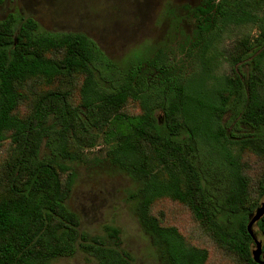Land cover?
Segmentation results:
<instances>
[{
	"label": "trees",
	"instance_id": "trees-1",
	"mask_svg": "<svg viewBox=\"0 0 264 264\" xmlns=\"http://www.w3.org/2000/svg\"><path fill=\"white\" fill-rule=\"evenodd\" d=\"M202 4L195 9L198 42L206 43L199 57L211 63L225 55L232 69L210 100L195 96L197 78L175 76L160 56L122 69L84 33L45 31L18 12L0 18V146L10 141L0 164V264H51L79 250L100 264H133L119 246L83 234L67 205L71 164L98 144L138 184L130 196L135 214L164 264H208L209 256L161 224L153 209L163 199L190 209L222 250L257 264L248 224L264 197V173L253 200L243 158L249 152L264 160V0ZM231 25H254L258 34L216 55ZM130 101L139 102L140 115L125 112ZM243 126L251 132L240 133ZM257 227L264 250V217Z\"/></svg>",
	"mask_w": 264,
	"mask_h": 264
},
{
	"label": "rangeland",
	"instance_id": "rangeland-1",
	"mask_svg": "<svg viewBox=\"0 0 264 264\" xmlns=\"http://www.w3.org/2000/svg\"><path fill=\"white\" fill-rule=\"evenodd\" d=\"M203 1L7 0L0 9V18L18 12L34 18L45 31L84 33L93 38L122 69L128 68L137 59L149 60L155 55L160 56L170 63V72L175 76L197 78L199 88L195 96L210 100L213 92L217 91L220 79L229 76L232 69L225 61V55L220 56L219 62L211 63L208 62L209 56L202 61L199 57L206 43L198 42L195 9L202 6ZM257 34L254 25L228 26L219 35L222 41L214 45L217 46L215 54H225L246 37L255 38ZM207 44L210 50L214 49L212 42L208 40ZM144 68L157 76L158 72L148 61L144 63ZM243 71L248 73L250 66L243 67ZM74 100L80 103V88L74 92ZM21 112L27 113L28 105L22 106ZM125 112L140 115L142 109L139 102L130 101ZM156 115L162 122V112ZM228 117H225V122ZM248 132L251 130L243 126L240 133ZM9 144L8 140L0 146V164L7 158ZM107 148L98 144L86 150L84 161L71 164L75 181L67 205L80 217L81 232L89 239L97 237L109 246H119L129 254L133 264H164L160 248L153 244V239L143 230L135 214V202L130 196L138 189V184L109 159ZM237 148L235 144L231 146L234 153L238 152ZM243 161L252 184V199L257 200L264 160L247 152ZM68 174L63 176V180ZM263 202L264 197H261L259 205ZM153 213L163 226L177 228L191 246L206 250L208 264H246L217 246L195 220L191 210L181 203L171 199L160 200L155 204ZM254 231L257 240L263 242L257 225ZM256 248L254 244L253 251ZM51 264L100 263L94 256L79 250L75 256L60 258Z\"/></svg>",
	"mask_w": 264,
	"mask_h": 264
},
{
	"label": "water",
	"instance_id": "water-1",
	"mask_svg": "<svg viewBox=\"0 0 264 264\" xmlns=\"http://www.w3.org/2000/svg\"><path fill=\"white\" fill-rule=\"evenodd\" d=\"M264 217V202L256 209L253 215L250 216V221L248 224V231L250 235L254 238L256 244V250L253 251V258L257 264H264V250L263 242L258 241L255 235L254 228Z\"/></svg>",
	"mask_w": 264,
	"mask_h": 264
}]
</instances>
